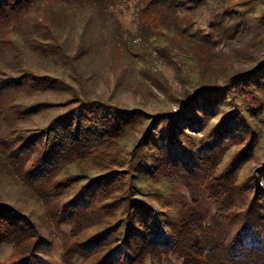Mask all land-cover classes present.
<instances>
[{
	"label": "rangeland",
	"instance_id": "obj_1",
	"mask_svg": "<svg viewBox=\"0 0 264 264\" xmlns=\"http://www.w3.org/2000/svg\"><path fill=\"white\" fill-rule=\"evenodd\" d=\"M147 1L38 0L5 29L0 80L10 68L26 78L0 89V204L33 220L43 238L39 250L52 264H64V242L95 234L122 210L119 204L116 213H105L98 196L80 208L82 233L69 235L76 216L63 205L80 183L72 189L57 181L120 170L125 179L117 185L150 202L170 234L197 211L224 243L248 219L257 186L264 187V81L233 99L228 92L243 74L264 67V0H179L165 13L153 5L141 14L140 2ZM205 87H224L227 98L208 103L201 96L184 109L187 97ZM93 101L136 116L115 140L109 160H64L50 181L30 179L46 129L59 117L88 111ZM224 122L225 133L216 136ZM171 123L178 128L162 139ZM225 189L234 215L222 218L213 196ZM17 257L13 244H0V264Z\"/></svg>",
	"mask_w": 264,
	"mask_h": 264
},
{
	"label": "trees",
	"instance_id": "obj_2",
	"mask_svg": "<svg viewBox=\"0 0 264 264\" xmlns=\"http://www.w3.org/2000/svg\"><path fill=\"white\" fill-rule=\"evenodd\" d=\"M178 3L179 0H148L145 3L140 2L138 10L143 14L146 8L156 5L160 7V13H165L169 6ZM34 6H38V0H0V50L4 54L7 50L5 29L12 22L16 23L27 16ZM261 69H256L251 74H243L241 82H233L230 89L228 88L231 98L237 97L243 89L253 83L260 84L264 81V67ZM19 75L20 72L17 74L16 68H10L7 77L0 80V89L26 78L25 74ZM201 96L208 103L220 98L222 101L227 98V91L224 87L201 88L187 97L183 103L184 109L190 108ZM93 102L97 107H87L89 110L86 112L59 117L46 129L42 134L43 141H46L43 152L38 162L29 170L36 176L30 179L45 176L48 178L47 182L50 181L49 177L58 175L64 160L81 161L100 156L109 160V154L116 146L115 140L135 122L136 116L130 110L109 108L100 101ZM81 105L88 106L85 102ZM236 108L240 111L238 105ZM107 109L112 111L106 112ZM231 116L237 117L236 111ZM226 124L224 122L220 125L216 136L220 137L225 133ZM174 127L177 129L178 125L169 124L168 131L166 129L161 136L162 139ZM146 134L148 139H151L149 142L157 145V139L152 138L148 131ZM174 141L177 142L176 139ZM212 144L214 142H209L207 146ZM136 148H139L138 145ZM137 152L138 149L136 154ZM85 170L89 171L86 166ZM118 171L120 170H106L101 175L90 178L87 176V180H81L79 176L85 173L77 174L78 176H72L67 181L56 182V185L61 187L73 186L72 189L77 182L80 183L73 191L74 196L63 205L65 210L68 209L69 213L76 216L69 235L80 234L85 228L81 207H90L100 197L104 199L100 207L105 213H116L118 205L122 206L115 222H109L98 232L82 240L64 242L61 253L64 264H78V261L80 264H143L147 259L156 260L159 264H176L173 257L180 259L182 264H264V204L256 197L261 195L264 198V187L257 186L256 194L250 201L252 204L248 210V219L241 223L231 241L224 243L206 223L203 214L197 211L183 220V225L176 234H170L164 226L165 220L150 202L134 194L129 187H126L125 191L121 190L117 181L123 183L125 172ZM213 197L218 201V212L222 218L232 213V195L226 189L223 195L216 194ZM42 240L37 225L29 216L12 205L0 204V244H13L15 252L19 255L10 264H52L39 250L38 244Z\"/></svg>",
	"mask_w": 264,
	"mask_h": 264
}]
</instances>
